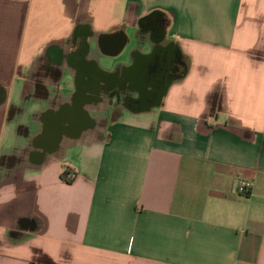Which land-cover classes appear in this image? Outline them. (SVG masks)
Wrapping results in <instances>:
<instances>
[{
  "label": "crops",
  "instance_id": "1",
  "mask_svg": "<svg viewBox=\"0 0 264 264\" xmlns=\"http://www.w3.org/2000/svg\"><path fill=\"white\" fill-rule=\"evenodd\" d=\"M0 264H264V0H0Z\"/></svg>",
  "mask_w": 264,
  "mask_h": 264
},
{
  "label": "flooded vegetation",
  "instance_id": "2",
  "mask_svg": "<svg viewBox=\"0 0 264 264\" xmlns=\"http://www.w3.org/2000/svg\"><path fill=\"white\" fill-rule=\"evenodd\" d=\"M144 25L146 27L154 28L160 25V21L158 19L151 18ZM163 56L167 59V53H165V55H162V57ZM157 71L159 76L164 74V77L161 81V83H164L166 79L169 80L177 76L180 71V60L177 56H174L171 64L165 61L158 67Z\"/></svg>",
  "mask_w": 264,
  "mask_h": 264
},
{
  "label": "water",
  "instance_id": "3",
  "mask_svg": "<svg viewBox=\"0 0 264 264\" xmlns=\"http://www.w3.org/2000/svg\"><path fill=\"white\" fill-rule=\"evenodd\" d=\"M122 49H123V45H118L117 47H116V51H115V53H120L121 51H122ZM157 56H158V50L157 49H155L154 51H153V53H152V56H151V58L154 60V59H156L157 58ZM169 62H171V59H169ZM164 75V74H163ZM162 76V75H161ZM166 82H167V79L165 80V82L163 83V85H162V90L159 92H157V101H160L161 99H162V97L164 96V92H165V90H166ZM153 89H154V91H151V92H148V93H150L148 96H152V95H154V93H155V86L153 87ZM144 98H145V95H143L142 93H140V97H139V100H144ZM5 99H6V96H4V98H3V102L5 101Z\"/></svg>",
  "mask_w": 264,
  "mask_h": 264
},
{
  "label": "built area",
  "instance_id": "4",
  "mask_svg": "<svg viewBox=\"0 0 264 264\" xmlns=\"http://www.w3.org/2000/svg\"><path fill=\"white\" fill-rule=\"evenodd\" d=\"M251 184L248 182H241L238 186V192L241 195L247 196L250 193Z\"/></svg>",
  "mask_w": 264,
  "mask_h": 264
},
{
  "label": "trees",
  "instance_id": "5",
  "mask_svg": "<svg viewBox=\"0 0 264 264\" xmlns=\"http://www.w3.org/2000/svg\"><path fill=\"white\" fill-rule=\"evenodd\" d=\"M70 175V171L69 170H67L64 174H63V177L68 181V182H73V179H68L67 178V176H69Z\"/></svg>",
  "mask_w": 264,
  "mask_h": 264
},
{
  "label": "rangeland",
  "instance_id": "6",
  "mask_svg": "<svg viewBox=\"0 0 264 264\" xmlns=\"http://www.w3.org/2000/svg\"><path fill=\"white\" fill-rule=\"evenodd\" d=\"M132 32V31H131ZM130 52V47H128L126 53L128 54Z\"/></svg>",
  "mask_w": 264,
  "mask_h": 264
}]
</instances>
